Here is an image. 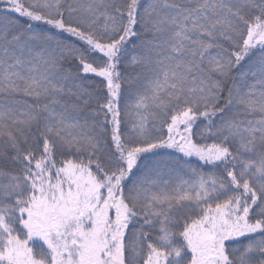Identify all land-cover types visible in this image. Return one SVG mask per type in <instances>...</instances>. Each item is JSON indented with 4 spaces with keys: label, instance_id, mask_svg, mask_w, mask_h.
<instances>
[{
    "label": "snow or ice",
    "instance_id": "snow-or-ice-1",
    "mask_svg": "<svg viewBox=\"0 0 264 264\" xmlns=\"http://www.w3.org/2000/svg\"><path fill=\"white\" fill-rule=\"evenodd\" d=\"M0 264H264V0H0Z\"/></svg>",
    "mask_w": 264,
    "mask_h": 264
}]
</instances>
